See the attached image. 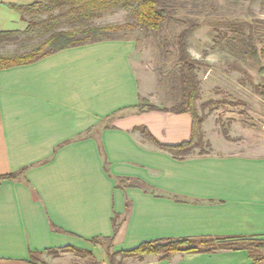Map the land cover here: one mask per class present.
Here are the masks:
<instances>
[{
	"label": "crops",
	"instance_id": "1",
	"mask_svg": "<svg viewBox=\"0 0 264 264\" xmlns=\"http://www.w3.org/2000/svg\"><path fill=\"white\" fill-rule=\"evenodd\" d=\"M43 1L0 0V32L27 27L9 5ZM137 54L134 39L116 37L0 68V175L15 174L0 182V264H87L63 248L110 264L90 240L112 236L114 215V264L251 263L244 249L203 243L168 257L120 253L156 240L237 239L242 248V239H264V152L176 159L157 147L140 127L175 145L190 139L193 120L137 110L141 99L156 105Z\"/></svg>",
	"mask_w": 264,
	"mask_h": 264
},
{
	"label": "rangeland",
	"instance_id": "2",
	"mask_svg": "<svg viewBox=\"0 0 264 264\" xmlns=\"http://www.w3.org/2000/svg\"><path fill=\"white\" fill-rule=\"evenodd\" d=\"M171 1L174 12L161 30L154 32L136 26L113 37L135 40L136 69L155 82L154 103L170 108L179 99L176 36L188 20H196L198 27L186 39L188 53L197 61L194 104L201 120L193 154L221 150L226 153L245 148L255 153L264 152V0ZM56 13L57 10L50 12ZM48 14L32 12L25 18L38 22ZM133 21L131 10L118 9L103 13L88 24ZM60 29L69 30L71 26L63 19ZM44 38L39 28L34 27L33 32L14 37L13 45L0 47V54L30 51ZM189 244L203 245L200 239L191 240ZM101 246L105 249V245ZM47 253L44 255L58 251ZM255 255L264 256V249ZM38 258L43 257L40 254ZM91 261L86 257V262Z\"/></svg>",
	"mask_w": 264,
	"mask_h": 264
},
{
	"label": "trees",
	"instance_id": "3",
	"mask_svg": "<svg viewBox=\"0 0 264 264\" xmlns=\"http://www.w3.org/2000/svg\"><path fill=\"white\" fill-rule=\"evenodd\" d=\"M9 6L21 13L23 20L27 22V27L23 32H0V43L4 41H14L13 39L16 35L33 32L34 27L39 28V32L42 36H45V38L30 51L14 55H0V68L30 63L45 55L65 48L104 39L116 38L113 37V34L133 30L136 26L157 32L161 30L166 19L172 17L174 12V4L171 0H44L43 2H34L29 5L11 4ZM118 9L131 10V15L134 17V21L105 25L88 24L103 13ZM55 10H57L58 13L50 14V12ZM32 12H47L49 14L45 19L38 22L26 20L25 15ZM63 19L70 24L71 29H60V24ZM197 27L198 23L196 20H188L185 27L176 36L178 55L177 89L179 95V99L176 103L170 108H160L149 103L146 99H141L137 105L138 111L163 110L174 113L188 112L191 115L193 120L191 137L189 140L183 141L179 144H161L145 127L139 128L147 139L176 159H183L193 154V150L198 144L197 138L199 135L198 132L200 131L201 120L197 116L194 104L197 92L194 70L197 61L188 53L186 44L187 37L192 34ZM200 153L205 154L203 152ZM14 178L15 174L0 175V182ZM118 219V215H114L111 218L113 229L111 237L92 238L90 240L92 243L105 245L104 250L110 264L115 263V256L117 255L116 252L112 251V242L121 222L118 221ZM233 241L239 240L220 239L217 243L213 240H200L201 243L211 247L208 250H214L217 248L231 250L244 249L247 251L248 257L251 259L250 264H261L262 261H264V256L255 255V253L264 249L263 239H242L240 241H242L243 244H246L245 247L242 248L232 243ZM189 243H191V240L189 242L188 239L148 241L139 244L133 249L125 250L120 253L124 256L162 254V257H168L176 252H193L199 250L195 245ZM62 250H70L83 256H87L92 260L91 262H87V264H102L100 261H96L90 252L75 248H63ZM39 254V252L33 253L31 255L32 259Z\"/></svg>",
	"mask_w": 264,
	"mask_h": 264
}]
</instances>
